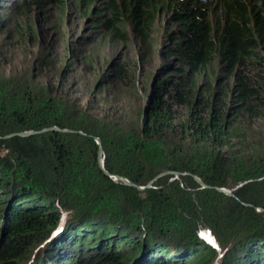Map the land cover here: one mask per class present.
I'll return each mask as SVG.
<instances>
[{"label":"trees","instance_id":"16d2710c","mask_svg":"<svg viewBox=\"0 0 264 264\" xmlns=\"http://www.w3.org/2000/svg\"><path fill=\"white\" fill-rule=\"evenodd\" d=\"M6 1L0 0V8ZM29 1L41 9L47 0H23V9ZM164 3L165 0H107L112 20L102 23L112 28L121 12L127 10L132 27L144 41L153 16ZM18 7L16 13L22 8ZM175 13L178 29L170 37L165 55L172 66L169 73L158 78L148 110L142 92L149 88L140 86L137 70L124 63L109 67L103 83L90 88L77 87L75 79L74 83L68 82L69 77L90 78L86 69L62 71L54 85L42 84V76L40 82L39 77H32L22 81L23 85H0V143L9 150V155H0V165L6 168L0 174V264H19L34 243L59 224L60 203L73 209L78 201L86 209L84 217H80L84 223L59 232L63 233L62 240L68 238L69 231L89 226L97 228L104 239L92 258L82 260L83 264H129L131 257L141 255L143 245L138 240L131 243V238L126 239L128 242L124 240L120 246L112 244L111 236L123 228L120 223L106 220V215L90 221L85 217L99 206H110L112 201L117 204L119 198L129 202L134 211L148 207L160 215L165 202L188 194L187 187L180 186L181 180L192 181L197 176L207 186L235 190V198H226L214 189L204 190L226 198L232 205L231 214L246 212L242 203L264 207V124L260 123L264 122V0H181ZM214 68L220 70L219 77ZM74 94H88L94 105H81ZM55 127L75 133L48 130L6 138ZM96 139H100L104 150V170L98 163ZM39 156L38 180L35 166L22 164ZM16 161L20 163L14 167ZM47 168L56 173L53 181L42 174ZM16 169L26 171L31 187L20 186L13 177L19 171ZM164 172L180 173V180L166 184L160 177L154 183L156 188H147L141 198L112 177L146 187ZM258 181L260 193H254L251 189ZM6 186L12 189L6 191ZM49 192L51 197L46 196ZM116 207L113 211L118 213L120 208ZM212 210L218 213V207ZM133 225L140 227L141 223L135 221ZM169 225L162 228L165 239L171 235ZM262 234L252 235L223 252L220 259L217 248L208 242L156 243L152 245V255H165L151 263L146 250L139 264H185L186 254L196 245L205 251L195 254L198 263L216 258L218 264H264ZM63 242L52 244L40 258L41 264L56 262L54 254L58 250V255L65 254L67 241ZM122 243L133 247L120 249Z\"/></svg>","mask_w":264,"mask_h":264},{"label":"rangeland","instance_id":"374dc122","mask_svg":"<svg viewBox=\"0 0 264 264\" xmlns=\"http://www.w3.org/2000/svg\"><path fill=\"white\" fill-rule=\"evenodd\" d=\"M106 1L47 0L41 9H38L33 2L29 1L30 4L26 7V10L22 7L23 0L6 1L7 3L4 4V7L0 8V85H11L12 83L23 85L22 81L27 82V79L32 77H39L38 81L40 82V76L43 77L41 78L42 84L54 85L55 82L57 83L62 71L67 69L69 71L86 69L90 78L83 77L80 80L79 78L69 77L68 82L69 84L74 83L73 79H75L77 87L81 88L80 86L84 85L90 88L99 83V81L103 83L109 67L124 63L129 65L130 68L137 70L140 76V86L144 84L149 88L146 93L142 92L145 106L150 100L152 94L150 91H153L158 74L164 71L161 74L164 76L171 69L172 62L166 59L165 55L171 43L170 37L178 29L175 23V6L181 0H165L162 8L153 16L152 23L149 26V35L144 38V41L132 27L127 10L122 11L120 18L112 25V28L125 35L124 38L114 34L112 28L103 25V20H112L108 17L109 10L105 4ZM117 1L122 3V0ZM17 6H19L18 8L22 7L18 13L15 11ZM219 72L220 70L216 69L218 77L220 76ZM74 95L79 98L83 106L91 103L88 94ZM91 104L94 105V103ZM260 123L264 124L262 121ZM38 143L40 145V141ZM39 145L38 147H40ZM0 155H9L6 145L1 143ZM19 163V161L13 162L14 167ZM22 165L35 166L33 169L35 172L34 176H37L38 180L40 179V156L33 161L27 159ZM16 170L19 171L12 176L19 180L20 186L31 187L32 185L25 178L26 171L23 169ZM5 171L6 168L0 165V174ZM43 171V176L50 179L49 181L56 179V173L52 169L47 168ZM62 177L64 178V176ZM163 177V183L166 184L175 180V178H170V176ZM193 177L192 181L187 180L184 182L181 180L180 186L187 187L188 194L165 202L164 207L160 210V215L154 214L148 207L139 212L134 211L129 202L119 198L116 200L117 204L112 201L110 206H99L90 210V215H85V217H88L90 221L106 215V220L120 223V227L123 226V228L117 229L116 234L111 236L113 238L112 244L114 245L120 246L122 241H127L126 239L130 238L131 240L128 241H131V243L135 240L141 242L140 244L143 245L141 255L131 257L129 264L141 263L145 258L146 250L150 252L148 262L151 261L152 263L153 260H156V257L165 255L158 252L152 255L151 248L153 249V244H166L169 242L171 245H175L178 241L183 244L196 241L211 243L217 248L220 259L223 252H229L233 247H236L250 236L264 232V221H261L255 212L245 210L246 212L242 214L238 211L231 214L232 205L226 199L228 196L218 191V194L220 193L226 198L215 196L214 193H205L204 190L209 188H204L199 183L200 181L202 182L199 177ZM72 179H74L73 176ZM66 180H69V178ZM177 180H180V177ZM260 182L258 181L252 187V192H259L262 187L258 185ZM38 186L40 187V182ZM102 186L103 188L107 187L105 185ZM130 188L134 190L133 194L139 198L143 197V193L146 191V189ZM152 188H156L154 184L148 189ZM10 189H12L11 186H6V191ZM15 189L17 188L15 187ZM51 193H46V196L51 197ZM74 204L76 210L74 209L73 211L65 205L63 207L62 203L57 204L58 209L60 207L64 209V212L60 213L59 220V223L64 224L61 227L64 232L74 225L85 222V220L81 221L80 217H84L86 209H84L81 202L75 201ZM116 205L120 208L118 213L113 211V206L116 207ZM213 206L214 208L215 206L218 207V213L212 212ZM209 208H211L210 214ZM68 210L69 212H67ZM158 217L162 219L158 220ZM153 218L158 220V222L155 223ZM135 221L141 223L140 227L133 225ZM97 224L104 225L102 223ZM168 224L171 226V235L169 234V238L165 239L167 235L163 236L162 228ZM89 227L86 230L79 228L78 231L75 229L69 231L68 238L63 240L60 238L63 234H60L62 232L60 230L61 232L59 231L60 233L44 248L41 256L34 264H41L40 258L45 253H48L50 246L57 240L61 243L67 241V245L63 248L65 254L58 255V250L56 255L54 254L56 262L53 261L51 264H83L82 260L92 258L95 250L99 247L98 245L104 239L102 234L100 236V233L96 230L97 228ZM124 229L126 231L120 236ZM86 234L94 235V237H87ZM145 235H147L149 240L146 239ZM85 237L88 239L87 242H83ZM212 239H216L217 243L215 244ZM132 247L133 244L125 247L122 243L120 249ZM197 252L205 253L203 247L198 248L196 245L192 251L186 254L187 263L185 264H218L216 258V260L208 258L206 261L198 263L194 259ZM163 253H166V251ZM76 258H78V261ZM143 264L145 263L143 262Z\"/></svg>","mask_w":264,"mask_h":264},{"label":"water","instance_id":"95a60500","mask_svg":"<svg viewBox=\"0 0 264 264\" xmlns=\"http://www.w3.org/2000/svg\"><path fill=\"white\" fill-rule=\"evenodd\" d=\"M164 73V71H161L158 76L156 77V82L154 84V91H152V94H151V97H150V100L148 101V103L146 104V109L148 110L150 108V105H151V102L154 98V94H155V85L157 83V80L158 78L160 77V75ZM100 83V81H99ZM98 83V84H99ZM48 130H51V131H61V132H72V133H75L74 131H68V130H62V129H59V128H51V129H46V130H43V131H39V132H34V131H30V132H21V133H17L15 135H11V136H8L6 138H9V137H12V136H20V137H28V136H32V135H37V134H40V133H44ZM96 143L98 144L99 146V151H98V163L101 167V169L104 170V161H105V155H104V150L102 148V145H101V141L100 139H96ZM105 174L108 175V173L105 171ZM180 173H173V172H164L162 174H160L158 177H156L155 179H153L145 188H141L140 186H136L135 184L131 183L129 180L127 179H124L122 177H119V176H112L114 181L116 182H121V183H124L125 185L127 186H130V187H134L136 189H139V190H144V189H147V188H150L152 186V184H154L156 182V180L160 177H163V176H174L175 179H178L180 177ZM194 179L196 180H199L197 179L196 177H193ZM204 188H212L230 198H235L236 195H235V190H229V189H226V188H218V187H210V186H206L203 182H199ZM242 205H244L246 208H247V211H253L257 214V216H259L260 220L261 221H264V207L262 206H254V205H251V204H247V203H242ZM76 210V208H73L71 209L72 211L73 210ZM79 209V208H77ZM60 211L61 213L64 212V209L60 207ZM69 212V210L67 211ZM259 220V221H260ZM64 224L62 223H59L56 225V227H53L49 232H46L44 233V235H42L37 241L36 243H34L33 247L29 250V252L27 253L26 257H24L20 262L19 264H34L37 259L41 256L42 254V251L44 250V248L51 242V240L57 236L58 232L62 229L61 227L63 226ZM261 238H264V234L261 235Z\"/></svg>","mask_w":264,"mask_h":264},{"label":"bare ground","instance_id":"6f19581e","mask_svg":"<svg viewBox=\"0 0 264 264\" xmlns=\"http://www.w3.org/2000/svg\"><path fill=\"white\" fill-rule=\"evenodd\" d=\"M59 233V232H58ZM58 235V234H57Z\"/></svg>","mask_w":264,"mask_h":264}]
</instances>
